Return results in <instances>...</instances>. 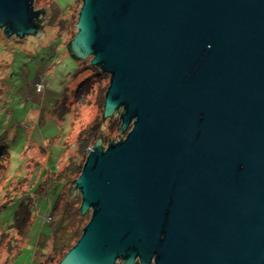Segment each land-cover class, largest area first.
Instances as JSON below:
<instances>
[{
  "label": "water",
  "instance_id": "water-1",
  "mask_svg": "<svg viewBox=\"0 0 264 264\" xmlns=\"http://www.w3.org/2000/svg\"><path fill=\"white\" fill-rule=\"evenodd\" d=\"M41 15L0 0L7 38ZM68 49L128 134L72 183L91 218L60 264H264V0H83Z\"/></svg>",
  "mask_w": 264,
  "mask_h": 264
},
{
  "label": "rangeland",
  "instance_id": "rangeland-1",
  "mask_svg": "<svg viewBox=\"0 0 264 264\" xmlns=\"http://www.w3.org/2000/svg\"><path fill=\"white\" fill-rule=\"evenodd\" d=\"M82 5L83 0H33L34 9L42 12V37L7 38L0 27V264H38L42 257V262L58 264L61 259L50 236L49 223L55 219L49 213L62 193L69 195L72 184L61 186L52 208L45 206L51 204L49 196L55 197L59 175L75 161L85 164V134L101 123L104 111L95 93L87 96L79 89L91 74L85 70L90 59L79 64L66 51L77 33ZM36 81L44 84L40 93L32 88ZM118 117L102 124L104 146L109 137L114 143L127 137ZM81 199L77 191L75 207ZM31 212V230L21 238L14 227L23 226L24 215ZM85 215L88 222L91 212ZM65 231L60 228L59 237Z\"/></svg>",
  "mask_w": 264,
  "mask_h": 264
},
{
  "label": "trees",
  "instance_id": "trees-1",
  "mask_svg": "<svg viewBox=\"0 0 264 264\" xmlns=\"http://www.w3.org/2000/svg\"><path fill=\"white\" fill-rule=\"evenodd\" d=\"M4 31V30H3ZM5 33V31H4ZM69 46V45H68ZM68 46L66 48V51L70 54ZM75 61H77L79 64L82 62L79 60H76V58H73ZM85 62V61H84ZM85 70H90L91 74L84 78L79 86L80 90H83V92H87V96L90 95L91 93H95L97 98V103H99L102 108L104 109V103H105V98L107 94V90L109 87V81H108V75L104 73L100 67L97 66H91L88 65V67L85 68ZM80 73L83 71L81 70L79 66ZM119 121V120H118ZM105 122V118L102 115L101 116V123L98 124V126L91 131H88L85 135L88 134V138L84 139L83 141L86 143L85 146L89 148L90 146H94L95 143H93L95 140L94 138H98L100 135H102V124ZM121 122V121H119ZM121 125V124H120ZM116 127V124L113 125V128ZM101 130V132H100ZM121 130V127H120ZM122 131V130H121ZM100 132V133H99ZM123 133V131H122ZM92 139V142L89 141ZM111 138L109 137V143L108 144H113ZM87 148H85L82 153L84 156L87 155ZM83 162H77L75 161L74 164H72V167L70 170L63 172L61 175H59V185L60 186H65L66 184H75L76 180L78 179L79 175L82 172L83 169ZM62 186V187H63ZM58 187V186H57ZM45 188L42 186L40 190ZM58 203L53 205L52 212H50V216L55 219V222L49 223L53 229V233H51V236L54 237L55 240V250H56V255H61V259L58 264L63 260V258L66 256V254L73 248V246L79 241L83 234V230L88 224L86 222V215H82L80 211V206L82 199L80 201V206L77 208L75 207L74 199H76V194L74 195H67L62 193L58 198ZM60 205V206H59ZM31 213H26L23 217L24 224L23 226H16L14 227V230H16L21 238H26L27 233L30 229V226L32 227V218ZM19 216V215H18ZM18 216L15 217V223L16 220L18 223H21V220L18 218ZM22 216V215H21ZM20 216V217H21ZM27 218V219H26ZM56 220H59L56 222ZM14 223V224H15ZM60 228H65V233L59 237L58 232ZM21 249V248H20ZM22 250H20L21 252ZM18 255V254H17ZM44 258L38 262V264H54L53 260L50 262L47 260L46 262H42Z\"/></svg>",
  "mask_w": 264,
  "mask_h": 264
},
{
  "label": "crops",
  "instance_id": "crops-1",
  "mask_svg": "<svg viewBox=\"0 0 264 264\" xmlns=\"http://www.w3.org/2000/svg\"><path fill=\"white\" fill-rule=\"evenodd\" d=\"M37 82V81H36ZM35 82V83H36ZM35 83L33 84V87L32 88H34L35 87ZM49 171H50V169H49ZM51 172V171H50ZM55 173V172H54ZM39 186V185H38ZM61 189H62V187L59 185L58 186V188H56L54 191H52L53 192V194H55V197H53V195H51V196H49L48 197V199H50V202H51V204H50V206H45V207H47V208H52V205H53V202H54V199L58 196V194H59V192L61 191ZM44 199V198H43ZM42 199V200H43ZM43 206V205H42ZM50 214V213H49ZM48 215V214H47ZM36 223V222H35ZM43 231H45V230H43ZM51 236V235H50ZM49 236V237H50ZM47 239V238H46ZM45 239V240H46ZM36 262L38 263V261L36 260Z\"/></svg>",
  "mask_w": 264,
  "mask_h": 264
},
{
  "label": "built area",
  "instance_id": "built-area-1",
  "mask_svg": "<svg viewBox=\"0 0 264 264\" xmlns=\"http://www.w3.org/2000/svg\"><path fill=\"white\" fill-rule=\"evenodd\" d=\"M35 89H36V91H39V93L42 92L44 90V84H43V82L42 81L36 82ZM91 150H92V148H89V149H87V152L90 153ZM47 221H50V218L49 217L47 218Z\"/></svg>",
  "mask_w": 264,
  "mask_h": 264
},
{
  "label": "flooded vegetation",
  "instance_id": "flooded-vegetation-1",
  "mask_svg": "<svg viewBox=\"0 0 264 264\" xmlns=\"http://www.w3.org/2000/svg\"><path fill=\"white\" fill-rule=\"evenodd\" d=\"M117 116H119V115H117ZM111 119V118H110ZM118 119L121 121V119H120V116L118 117ZM111 144V143H110ZM109 145V144H108ZM118 264H122V261H120ZM135 264H140L139 263V261H136V263Z\"/></svg>",
  "mask_w": 264,
  "mask_h": 264
},
{
  "label": "clouds",
  "instance_id": "clouds-1",
  "mask_svg": "<svg viewBox=\"0 0 264 264\" xmlns=\"http://www.w3.org/2000/svg\"><path fill=\"white\" fill-rule=\"evenodd\" d=\"M36 84V83H35Z\"/></svg>",
  "mask_w": 264,
  "mask_h": 264
}]
</instances>
